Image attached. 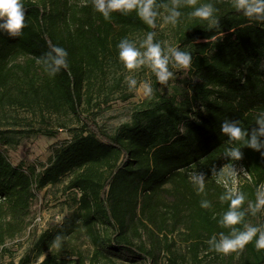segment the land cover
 Masks as SVG:
<instances>
[{
  "label": "trees",
  "instance_id": "1",
  "mask_svg": "<svg viewBox=\"0 0 264 264\" xmlns=\"http://www.w3.org/2000/svg\"><path fill=\"white\" fill-rule=\"evenodd\" d=\"M22 3L23 35L12 38L0 31V258L6 242L25 232L43 189L66 179L64 191L78 197L72 211L39 235L30 254L0 264H264L258 237L228 255L208 244L213 235L219 240L221 232L232 231L220 223L230 204L220 197L229 189L238 191L246 197L241 210H247L257 204L264 184V155L230 143L220 131L230 119L250 132L264 112V24L238 12L233 0H198L197 6H214L219 27L182 6L175 26L166 23L167 12L158 7L155 29L136 12L112 13L106 21L93 0ZM157 4L171 6V0ZM162 18L175 47L192 55L191 68L170 64L181 72L177 86L166 90L154 82V94L108 134L83 113L122 65V40L144 41L155 32L154 42L164 49L156 36ZM50 45L68 52L69 69L54 77L36 62ZM18 111L38 127L8 129L9 119L17 125L11 112ZM70 118L80 127L53 148L46 164L9 159L7 150L18 145V134L54 138L51 122L58 120L61 129ZM234 146L241 147L239 161L226 157ZM236 165L245 175H229ZM194 171L205 176L203 193L189 177ZM203 200L211 207L202 208ZM244 224L264 229V206L255 215L247 211L236 230L244 231ZM57 234L64 237L60 249L52 246Z\"/></svg>",
  "mask_w": 264,
  "mask_h": 264
},
{
  "label": "clouds",
  "instance_id": "2",
  "mask_svg": "<svg viewBox=\"0 0 264 264\" xmlns=\"http://www.w3.org/2000/svg\"><path fill=\"white\" fill-rule=\"evenodd\" d=\"M94 8L99 12L104 20L110 21L112 13H120L127 15L136 12L138 17L150 28L155 29L156 19L158 16V7L166 10V23L175 26L178 22L181 12L178 10L182 6L194 8L191 13L193 17L202 21H207L210 27H219V20L215 16L216 9L211 3L199 4L198 0H171V6L168 4H157V0H93ZM233 6L241 12L250 21L264 24V0H233ZM25 7L22 0H0V31L7 33L9 37L20 38L23 30L27 26L25 23ZM155 32H149L141 47L145 51H141L134 43L127 39L122 40L119 45V59L123 63L125 69L129 73H135L142 67H148L155 74L160 85H166L170 79L174 78V73L170 70L169 65L172 64L182 70H188L192 65V55L182 51L179 48L169 47L167 51L162 48L161 44L154 42ZM68 52L59 46H51L50 50L43 56L37 58V63L43 65L44 70L50 77H54L62 69L68 70L67 61ZM70 74V73H69ZM129 89L137 86V80L134 76L128 78ZM145 97H151L153 87L150 82H143L141 85ZM255 125L257 127L246 131L239 120L225 119L220 125V131L228 137V141L234 144L243 143L249 149L261 152L264 155V112H260L256 118ZM186 130V129H185ZM187 131V130H186ZM241 147H231L226 151V157L233 161H239L243 158ZM229 175L236 176L237 172L233 166L229 169ZM189 177L194 185L197 186L198 194L203 193L205 189V176L201 172H191ZM245 195L231 189L226 191L220 197V200L229 201V210L223 215L220 221L223 227L231 228L229 235L223 232L219 234V240L213 235L209 239L208 244L210 250L228 255L230 253H239L246 244L256 239V247L264 248V229L244 224V231H237L235 226L244 221L247 211H251L253 215L264 206V191L257 192V204L253 206L251 203L247 210H241L245 202ZM202 208H210L211 205L207 200L201 202ZM64 237L57 234L53 238L52 246L60 249ZM147 264H151L149 260Z\"/></svg>",
  "mask_w": 264,
  "mask_h": 264
},
{
  "label": "rangeland",
  "instance_id": "3",
  "mask_svg": "<svg viewBox=\"0 0 264 264\" xmlns=\"http://www.w3.org/2000/svg\"><path fill=\"white\" fill-rule=\"evenodd\" d=\"M156 36H161V43L165 51L169 47L176 48L171 32L165 27L164 18L160 20ZM143 42L140 38H137L134 43L142 52L145 51L141 47ZM170 70L172 72L177 71L174 67H170ZM130 75L137 80V86L131 90L127 79ZM180 75L181 72L177 71V73H174V78L170 79L166 85H160L150 68L142 67L138 72L129 73L122 63L115 74L111 73L108 76L106 88L93 95L92 102L83 115L93 120L106 133L111 134L116 127L129 121L133 107L144 99L145 96L140 86L143 82H150L151 85L157 82L158 88L166 87L167 90L168 87L177 86L176 79L181 77ZM127 95H131V97L124 100ZM11 116L15 117L17 125H13V120L9 119L8 129L26 132L30 130V127H27L29 124H33L32 128L38 127L37 122L31 120L23 112H11ZM57 123H59L58 120L51 122L54 131H56V137L54 138L35 136L30 133L18 134V145L7 150L9 159L14 163L24 161L25 163L46 164L53 148L61 141L70 138L71 129L80 127L77 120L73 118L65 121V127L61 129L56 126ZM234 168L237 174L245 175L241 167L236 165ZM232 177L236 178L238 176ZM65 181L66 179L56 186H48L37 194L31 207L28 227L21 236L6 242L7 252L0 258L2 262L6 263L10 260L18 262L24 255L30 254L39 235L52 225L59 223L65 214L75 208L73 199L78 197V194L64 191ZM261 191H264V184ZM39 261L40 259L36 263Z\"/></svg>",
  "mask_w": 264,
  "mask_h": 264
}]
</instances>
